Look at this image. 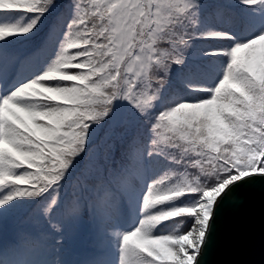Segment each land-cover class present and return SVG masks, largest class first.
<instances>
[{
    "label": "snow or ice",
    "instance_id": "1",
    "mask_svg": "<svg viewBox=\"0 0 264 264\" xmlns=\"http://www.w3.org/2000/svg\"><path fill=\"white\" fill-rule=\"evenodd\" d=\"M257 214L264 0H0V264H234Z\"/></svg>",
    "mask_w": 264,
    "mask_h": 264
},
{
    "label": "water",
    "instance_id": "2",
    "mask_svg": "<svg viewBox=\"0 0 264 264\" xmlns=\"http://www.w3.org/2000/svg\"><path fill=\"white\" fill-rule=\"evenodd\" d=\"M215 259L234 264H264V243L261 241L258 214L251 241L239 249L225 250Z\"/></svg>",
    "mask_w": 264,
    "mask_h": 264
},
{
    "label": "trees",
    "instance_id": "3",
    "mask_svg": "<svg viewBox=\"0 0 264 264\" xmlns=\"http://www.w3.org/2000/svg\"><path fill=\"white\" fill-rule=\"evenodd\" d=\"M68 248H69V250L71 251V249L73 248V247H75V245L74 244H68V245H66Z\"/></svg>",
    "mask_w": 264,
    "mask_h": 264
}]
</instances>
